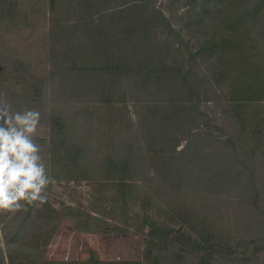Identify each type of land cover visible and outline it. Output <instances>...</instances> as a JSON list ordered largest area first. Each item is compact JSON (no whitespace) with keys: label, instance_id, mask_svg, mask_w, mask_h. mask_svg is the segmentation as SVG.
<instances>
[{"label":"rangeland","instance_id":"1","mask_svg":"<svg viewBox=\"0 0 264 264\" xmlns=\"http://www.w3.org/2000/svg\"><path fill=\"white\" fill-rule=\"evenodd\" d=\"M234 16L264 28L261 0H0V92L13 110L41 113L35 141L52 181L28 216L0 215L3 256L149 264L156 220L172 230L154 238L167 252L157 264H199L190 241L212 247L200 251L209 264H264V102L236 110L229 81L212 73L213 39ZM150 104L165 105L154 120ZM178 104L187 122L171 124L163 144ZM74 155L85 157L73 167ZM135 155L134 171L119 163Z\"/></svg>","mask_w":264,"mask_h":264},{"label":"trees","instance_id":"2","mask_svg":"<svg viewBox=\"0 0 264 264\" xmlns=\"http://www.w3.org/2000/svg\"><path fill=\"white\" fill-rule=\"evenodd\" d=\"M55 3H56V0H51V6L53 5L54 7ZM261 3L264 4V0H261ZM130 9H133V6H130ZM208 14L214 17L213 19L215 21V25L218 27V24L216 22V21H219L216 17L218 13H216V15L214 13H208ZM257 15H258V12L254 8V10L251 13V16L249 15V21L257 20L258 19ZM244 21L245 19H243L242 17L237 18L234 16V20H232L229 23V25L231 24V26L229 27L230 29L229 35L226 36L224 32L222 36L217 37V38L215 37V39L212 38L213 41H215V44L213 45L214 52L211 58L212 64L214 66L212 69V73H215V71H218L220 73V78L224 80L225 83L229 81V84L226 88L228 99L230 103L234 104L236 110H239V111H242L241 110L242 108H246L249 102H253V101L264 102V39H263L264 38V28H261L258 30L257 28L254 27V25H249L248 27L247 25H244ZM67 24L68 25L66 28L74 27V25L71 24L70 22H67ZM246 28H249V29H246ZM59 31L63 32L62 25L54 22L52 24V32L56 34ZM73 31H75L76 33V31H79V29L77 30L75 28ZM97 41H98V44L104 50L103 52V55H104L105 53H107V48L105 46L106 44L100 40H97ZM259 42H260V45H259ZM261 45L262 47H260ZM164 72L165 71L161 73L165 74ZM157 79H159V81H162L159 76H157ZM144 84L145 82L142 83V86ZM133 90H134L133 93H136L137 91H139V84L134 83ZM100 101H105V100H100ZM107 103L109 105L113 104L112 99L108 100ZM117 103L124 104L125 98L124 97L119 98ZM133 103L138 104L139 102L138 100H133ZM158 105L159 106L150 104V105L145 106L146 110L150 111L148 117L149 118L151 117L152 120L160 116L158 110H160L161 106H165L163 104H158ZM114 108L115 110L117 109L120 112L121 110H123L122 108L116 107V106H114ZM175 108H176L175 111L179 113L178 117L176 116L164 117L166 118L165 120L168 122V124L164 126V133H163V138H162L163 144L165 143V141H167L169 137V132H170L169 128L171 124L181 125L182 123L185 124L187 122V115H188L187 112L189 111V109L183 107V105L181 104H178L177 106H175ZM177 108L178 109L180 108V111L177 110ZM251 122L253 123V126H254L252 127V129L256 127V130H257L256 134L259 135L260 129H261L259 117L257 116ZM245 125H246V121L245 123L242 124V126L245 127ZM251 133H254V132L252 131ZM148 139L151 141V138H148ZM152 140L153 142H156L155 139H152ZM258 144H260V142ZM56 152L59 153L58 151ZM254 152H255V148L251 150L252 156L254 155ZM75 154H78V153H75ZM83 157L85 156L74 155V158L72 159V161L75 162V164L73 165V167L75 165L77 166L79 162H81ZM140 160L141 158L135 155L133 156V160L132 158H129L128 160H125V161H119V163L127 167L132 166L133 171H134L137 168V164L140 163L139 162ZM201 161L203 162V159ZM70 168L72 169L71 166ZM32 207L33 205H27L25 206V208L18 210V212L19 211L27 212L26 216H28V213L30 212V209ZM160 223L161 222L156 221V220H150V223H149V235L151 239L153 240L151 241L152 242L151 247L153 249L152 248L149 249V251L145 254L147 262H149V264L159 263L160 261L158 258L159 256L157 257L155 255L156 253H159V251L161 250L164 251L163 255L160 254L161 259L162 258L166 259L164 256L166 255L165 253H167L166 248H161L160 246L158 247L156 244H154V238L155 237L158 238L159 242L161 241L162 243L163 240L168 239L167 237H171L170 235H171L172 230L166 224L164 223L160 224ZM200 226H203V224L201 223ZM54 230L55 229H52L50 230V232L52 231L53 233ZM175 234L176 236H173V237L176 238L179 243L181 240L187 239L185 235V231L183 230H177ZM50 235L51 234L48 235V238H47L48 240L51 237ZM10 240L12 239L8 240L7 247L13 248L15 245L10 244L9 243ZM47 241L45 244L46 246L48 244ZM200 243L201 241H198V242L190 241L189 245L194 248V251L199 253V256H200L199 264H209L206 262V260L209 254L210 255L213 254L211 250L212 247L207 248L208 249L207 250L205 248V245L203 243L201 244ZM19 247L20 249L22 248V246H19ZM156 248H157V252L155 250ZM205 250H207L209 254H205L204 252L203 254H200V251H205ZM16 251L18 253H16L15 255H8L5 257L3 256L2 249H0V264H115V263H104L101 260H99L95 255H91V257H89L87 260H81V261H75V262L73 261V262H48L47 263L42 258H37V256H33L29 250L21 249V252H19L18 250ZM215 253L221 256L222 249L220 247H217V249L215 250ZM121 264H135V263L122 262Z\"/></svg>","mask_w":264,"mask_h":264},{"label":"clouds","instance_id":"3","mask_svg":"<svg viewBox=\"0 0 264 264\" xmlns=\"http://www.w3.org/2000/svg\"><path fill=\"white\" fill-rule=\"evenodd\" d=\"M40 120L36 109L13 110L0 92V215L47 201L52 181L35 141Z\"/></svg>","mask_w":264,"mask_h":264}]
</instances>
